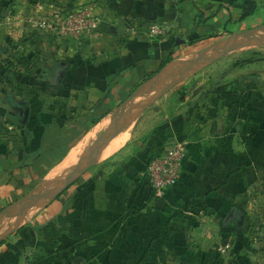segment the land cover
I'll use <instances>...</instances> for the list:
<instances>
[{"label":"crops","instance_id":"crops-1","mask_svg":"<svg viewBox=\"0 0 264 264\" xmlns=\"http://www.w3.org/2000/svg\"><path fill=\"white\" fill-rule=\"evenodd\" d=\"M73 4L103 16L83 45L33 26L38 13ZM155 21L169 25L166 35L127 30ZM262 48L264 0H0V264H188L185 252L192 264H264L256 226L264 216V86L254 81L228 110L219 90L166 92L173 79ZM60 54L68 67L54 86ZM35 77L45 83L40 96ZM167 102L172 130L164 136L147 118ZM108 128L113 135L99 143ZM184 136L180 180L155 197L149 161L164 151L160 142ZM90 147H100L93 164L65 186ZM192 195L205 208L197 223L186 215ZM233 208L238 219L226 222ZM167 227L173 234L164 239ZM227 234L231 248L222 253Z\"/></svg>","mask_w":264,"mask_h":264},{"label":"rangeland","instance_id":"rangeland-1","mask_svg":"<svg viewBox=\"0 0 264 264\" xmlns=\"http://www.w3.org/2000/svg\"><path fill=\"white\" fill-rule=\"evenodd\" d=\"M75 6L76 5L73 4L72 6L67 5L66 7H60L61 9L59 12H67L68 10L74 8ZM7 9H9L7 10L8 11L7 13H9V11H12V13H16L17 11V9H14V8L13 9L7 8ZM4 11H5V8L1 7V14L2 13L4 14ZM40 32H43V31H40ZM59 56L62 60L68 61L67 60L68 55L60 54ZM38 72L37 73L34 72L36 76H38L41 73L40 72L38 74ZM187 78L193 79L194 81H200V83H193L191 81L189 84H187L185 81ZM39 79L40 77L38 78L35 77L32 80L37 81V85L34 86V89H36L35 91H37V94H39L40 96L44 90L43 87L41 86H44L45 83L43 84ZM208 80H214V85L211 87L207 85L209 84V83H206L208 82ZM171 81L175 83L171 85L173 88L177 85L181 87L177 91L174 90L173 92H170L172 87L171 86H170L171 88L168 87L170 88L169 90L166 91L168 96L170 95L181 96L182 95V97L185 98V95H191V94L200 95V94H206V92L217 95V93L215 92L213 93V90H219L220 93L222 94L224 93L223 95H225L227 98L226 106L228 110L229 107L230 108L233 107L234 105L233 100H237L236 99L237 97L243 96L244 94H249L250 86L253 85L254 81H256L257 83L254 85H258L257 88L259 90L263 88L264 85L261 83V81H264V48L260 50L258 49L257 50H249V49L245 50L237 57L229 56L225 61H223V63H221V65L216 64L215 66H211V67L209 66L207 68L199 70L193 76L192 74L189 76H181L177 80L173 79ZM222 81H226V83H224V86L222 85ZM201 82H205V83L202 84ZM217 85H221L222 87L218 89ZM209 90L211 91L209 92ZM40 100L41 98H39V101ZM37 106L41 108L42 103H39ZM173 107L174 105L172 103L167 102L164 104L160 103L150 108V111H152L154 114L151 117H148L147 119L150 121L151 124L155 125L154 127L157 128L156 133H158L159 135L161 134H163L164 136L168 135L169 132L172 130V128H170L169 126V123H170L169 114L173 110ZM182 107L184 110V108L186 107V103H182ZM161 110H162V113H158ZM206 115H208L207 110L205 112V117ZM202 116L203 115L201 113V114H197L195 117L197 120H201ZM185 138L186 137L184 136L178 139H185ZM174 139H175L174 137H171V138L167 137L165 140H163V142L159 143L160 144L159 146H167L172 141H175ZM204 209L205 208L202 206H194L192 210L195 212V216L190 217V220L193 221L194 223L199 222L200 219H202L203 217V215L199 211H202ZM222 222H224V219L222 220ZM252 225L255 226L256 223ZM258 225L260 226V228H263V230L259 231V235L257 236V239L264 240V216L262 219L258 221L256 226ZM197 226H200V224H198ZM247 234H249V236H247L248 240L251 234L255 236V234L253 233V230L251 229H247ZM230 237L231 236H229L228 234L225 235V239L228 238L229 240ZM258 243H261V245H264V242H258ZM193 255L194 254L185 252L181 254V256L185 257V258H182L181 260H184L188 264H192L193 258H194Z\"/></svg>","mask_w":264,"mask_h":264},{"label":"built area","instance_id":"built-area-1","mask_svg":"<svg viewBox=\"0 0 264 264\" xmlns=\"http://www.w3.org/2000/svg\"><path fill=\"white\" fill-rule=\"evenodd\" d=\"M31 21L35 28L52 34L59 41L83 45L101 29L103 16L96 13L93 6L84 4L76 5L67 12L38 13L32 17ZM169 29V25L161 21H155L146 26L136 23H130L127 26L130 33H142L149 38L162 37L168 33ZM186 155L187 142L178 139L172 141L161 154L149 161L145 176L155 197H160L167 189L179 182ZM199 212L203 215L202 211ZM186 215L194 217L195 212L187 210ZM231 244V240H227L218 247V250L222 253L228 252ZM21 264L33 263L27 260Z\"/></svg>","mask_w":264,"mask_h":264},{"label":"water","instance_id":"water-1","mask_svg":"<svg viewBox=\"0 0 264 264\" xmlns=\"http://www.w3.org/2000/svg\"><path fill=\"white\" fill-rule=\"evenodd\" d=\"M27 115H28V108L25 109L24 120L27 118ZM111 127L112 126H110V128ZM110 128H108L107 131L100 137L101 141L99 143H103L109 136L113 135V132L110 133ZM99 149H100V147H90L83 153V155L78 160V163L74 167V170H73L71 176L67 179L65 186H68L69 184L74 182L87 168H89V166H91L93 164L94 160L96 159V156L98 154ZM52 194H53V191H47V192L43 193L40 196V198L41 197H48V196H51ZM165 205L166 204H165V201L163 199L157 200V203H156L157 208L163 209L165 207ZM236 216H237L236 209L233 208L230 210V212L225 217V221L229 222V221L233 220Z\"/></svg>","mask_w":264,"mask_h":264},{"label":"flooded vegetation","instance_id":"flooded-vegetation-1","mask_svg":"<svg viewBox=\"0 0 264 264\" xmlns=\"http://www.w3.org/2000/svg\"><path fill=\"white\" fill-rule=\"evenodd\" d=\"M67 67H68V64L67 62L65 61H59L58 62V65H57V68L56 70L54 71L53 75L51 76L52 77V82L51 80L48 81L49 79L46 78V80L50 83H53L54 86H57V84L61 82L62 79H64V76H65V73H66V70H67ZM26 109V107H25ZM25 112V110H24ZM24 112H23V115H24ZM25 117V116H24ZM23 117V118H24ZM23 118L21 120H23ZM238 218L237 216L231 220L232 222L236 221Z\"/></svg>","mask_w":264,"mask_h":264},{"label":"trees","instance_id":"trees-1","mask_svg":"<svg viewBox=\"0 0 264 264\" xmlns=\"http://www.w3.org/2000/svg\"><path fill=\"white\" fill-rule=\"evenodd\" d=\"M196 199H197V196H196V195H192V196L189 198V201H188L187 206H186V210H190V209L192 210V208H193L194 206H196V204H195V203H196ZM180 214H183V212H179V213H177L176 215L171 216V218L174 217V216L180 215ZM184 214H185V212H184ZM172 234H173V230H172L171 228L167 227V228H166V231H165L162 235H163V238H164V239H168ZM150 255H151V250L148 249V250L146 251L144 261H148V260L150 259ZM32 263H33V262H32ZM33 264H34V263H33Z\"/></svg>","mask_w":264,"mask_h":264},{"label":"bare ground","instance_id":"bare-ground-1","mask_svg":"<svg viewBox=\"0 0 264 264\" xmlns=\"http://www.w3.org/2000/svg\"><path fill=\"white\" fill-rule=\"evenodd\" d=\"M126 137V136H125ZM81 148H83V146H86V145H83V144H81V145H79ZM79 160V159H78ZM78 162V161H77Z\"/></svg>","mask_w":264,"mask_h":264}]
</instances>
